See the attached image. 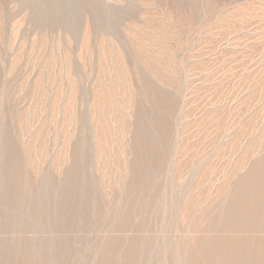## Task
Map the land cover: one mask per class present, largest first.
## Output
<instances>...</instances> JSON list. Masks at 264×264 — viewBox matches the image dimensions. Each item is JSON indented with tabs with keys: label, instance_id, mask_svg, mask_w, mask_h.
<instances>
[{
	"label": "rangeland",
	"instance_id": "rangeland-1",
	"mask_svg": "<svg viewBox=\"0 0 264 264\" xmlns=\"http://www.w3.org/2000/svg\"><path fill=\"white\" fill-rule=\"evenodd\" d=\"M92 1L0 0V262L209 264L214 241H263L234 219L264 205V0Z\"/></svg>",
	"mask_w": 264,
	"mask_h": 264
},
{
	"label": "bare ground",
	"instance_id": "bare-ground-1",
	"mask_svg": "<svg viewBox=\"0 0 264 264\" xmlns=\"http://www.w3.org/2000/svg\"><path fill=\"white\" fill-rule=\"evenodd\" d=\"M51 1V0H50ZM92 2H94V0L92 1ZM52 3H53V1H52ZM58 3H60V2H58ZM89 3H91V2H89ZM51 4V3H50ZM56 5V4H55ZM92 5V4H91ZM50 7V6H49ZM50 9V8H49ZM49 11V10H48ZM48 11H46V12H48ZM99 11H101L100 9H99ZM51 12V11H50ZM34 13H35V11H34ZM36 14V13H35ZM39 15H41V14H39ZM48 15V14H47ZM100 15V14H99ZM102 15V14H101ZM100 15V16H101ZM105 15V14H104ZM35 16H37V14L35 15ZM55 16V15H54ZM102 18H103V16H102ZM45 19H47V18H45ZM94 19V18H93ZM106 19V18H105ZM36 20H37V18H36ZM40 20H42V19H40ZM108 20V19H107ZM106 20V21H107ZM93 21V20H92ZM53 23H55V22H53ZM40 24V23H39ZM48 25V24H47ZM106 27V26H105ZM101 28V27H100ZM147 80V79H146ZM141 82V81H140ZM150 83V82H149ZM145 84V83H144ZM141 86V85H140ZM147 87V86H146ZM160 94V93H159ZM159 98V97H158ZM165 98V97H164ZM169 99V98H168ZM171 99V98H170ZM159 101V100H158ZM160 103V102H159ZM159 103H158V105H159ZM167 105V104H166ZM115 107V106H114ZM149 109V108H148ZM113 110H114V108H113ZM159 111V110H158ZM162 115V114H161ZM156 116H158V115H156ZM155 116V117H156ZM154 117V118H155ZM159 117V116H158ZM142 119V118H141ZM162 119H163V116H162ZM152 120H154L153 118H152ZM163 122V121H162ZM164 122H165V120H164ZM121 123V122H120ZM137 123V122H136ZM150 123V122H149ZM138 124H139V122H138ZM161 124V123H160ZM164 124V123H163ZM137 125V124H136ZM168 125V124H167ZM139 126V125H138ZM143 127V126H142ZM162 127V126H161ZM147 128V127H146ZM164 128V127H163ZM140 130V129H139ZM163 130V129H162ZM152 131H154V130H152ZM141 133V132H140ZM144 133V132H143ZM142 133V134H143ZM155 133V132H154ZM165 133V132H164ZM137 135V134H136ZM145 135H147V134H145ZM145 135H143V136H145ZM150 135V134H149ZM158 135V134H157ZM156 135V136H157ZM5 136V135H4ZM16 136H19V135H16ZM105 136V135H104ZM139 136V135H138ZM21 137H22V135H21ZM131 137V136H130ZM147 137V136H146ZM146 137H145V139H146ZM151 137V136H150ZM123 138V137H122ZM152 138V137H151ZM154 138V137H153ZM4 139V138H3ZM162 139H164V138H162ZM161 139V140H162ZM166 139V138H165ZM108 140V139H107ZM122 140H124V139H122ZM129 140V139H128ZM132 140V139H131ZM22 141V140H21ZM153 142H154V140H152ZM155 141H156V139H155ZM162 141H164V140H162ZM81 142V141H80ZM83 142H85V141H83ZM133 142V141H132ZM137 142H139V141H137ZM149 142H151V141H149ZM7 143V142H6ZM22 143V142H21ZM42 143V142H41ZM46 143V142H45ZM156 143V142H155ZM1 144V143H0ZM44 144V143H43ZM133 144V143H132ZM147 144H148V142H147ZM153 144V143H152ZM123 145V144H122ZM139 145H140V143H139ZM25 146V145H24ZM75 146V145H74ZM168 146V145H167ZM83 147V146H82ZM89 147V146H88ZM129 147V146H128ZM23 149V148H22ZM128 149V148H127ZM145 149V148H144ZM162 149V148H161ZM6 150V149H5ZM131 150V149H130ZM2 152V151H1ZM22 152V151H21ZM148 152V151H147ZM3 153V152H2ZM25 153V152H24ZM81 153V152H80ZM12 154V153H11ZM84 154V153H83ZM136 154V153H135ZM4 155V154H3ZM92 155V154H91ZM161 155H163V154H161ZM13 156V155H12ZM25 156V155H24ZM27 156V155H26ZM148 156V155H147ZM2 157V156H1ZM0 157V158H1ZM153 157V156H152ZM151 157V158H152ZM23 158V157H22ZM24 159V158H23ZM163 159V158H162ZM13 161L15 162V164H16V168L18 169V163L17 162H19V161H17V158L16 157H14V159H13ZM203 161V160H202ZM205 161H207V160H205ZM146 162V161H145ZM162 162H164V161H162ZM200 162V161H199ZM10 163V162H9ZM130 163V162H129ZM136 163V162H135ZM190 163V162H189ZM27 164V163H26ZM132 164V163H131ZM142 164V163H141ZM206 164V163H205ZM126 165V164H125ZM190 165V164H189ZM196 165V164H195ZM203 165H204V163H203ZM259 165V164H258ZM263 165V164H262ZM15 166V165H14ZM198 167H199V165H197ZM81 167V166H80ZM139 167V166H138ZM257 167V166H256ZM14 168V167H13ZM24 168V167H23ZM161 168V167H160ZM159 168V169H160ZM140 169V168H139ZM153 169V168H152ZM259 169V168H258ZM26 170V169H25ZM79 170V169H78ZM126 170H127V168H126ZM210 170V169H209ZM10 171V170H9ZM90 171V170H89ZM158 171V170H157ZM193 171H194V169H193ZM202 171V170H201ZM263 171V170H262ZM1 172V171H0ZM13 172V171H12ZM12 172L10 173V175L12 174ZM83 172V171H82ZM81 172V173H82ZM188 172V171H187ZM25 173H26V171H25ZM153 173V172H152ZM196 173V172H195ZM194 173V174H195ZM251 173V172H250ZM28 174V173H27ZM86 174V173H85ZM129 174V173H128ZM136 174H137V176H139L138 174H139V171L137 170V172H136ZM143 174V173H142ZM257 174H259V173H257ZM13 175V174H12ZM20 174H19V172H18V170L17 171H15V173H14V181H13V191L15 192V193H18L19 191H20V189H22L21 188V182L20 181H23V180H20L19 181V179H20V176H19ZM155 176V175H154ZM202 176V175H201ZM206 176V175H205ZM262 176H263V174H262ZM34 177H35V175H34ZM73 177V176H72ZM160 177V176H159ZM196 177V176H195ZM199 177V176H198ZM250 177V176H249ZM49 178V177H48ZM50 178H52V177H50ZM133 178V177H132ZM137 178V177H136ZM156 178V177H155ZM252 178V177H251ZM260 178V177H259ZM9 179H11L10 177H9ZM9 179H8V182H10L9 181ZM31 179V178H30ZM42 179H44V178H42ZM71 179V178H70ZM197 179V178H196ZM200 179H201V177H200ZM264 179V178H263ZM3 180V179H2ZM28 180V179H27ZM41 180V179H40ZM48 180V179H47ZM65 180V179H64ZM142 180V179H141ZM144 180V179H143ZM157 180H159V179H157ZM206 180V179H205ZM4 181V180H3ZM32 181V180H31ZM42 181V180H41ZM66 181H68V180H66ZM75 181V180H74ZM91 181V180H90ZM198 181V180H197ZM206 181H208V179L206 180ZM29 182V181H28ZM47 182V181H46ZM63 182V181H62ZM80 182H82V181H80ZM155 182H156V180H155ZM161 182V181H160ZM204 182V181H203ZM202 182V183H203ZM33 183H35V182H33ZM43 183H44V181H43ZM60 183V182H59ZM135 183V182H134ZM140 183V182H139ZM152 183V182H151ZM192 183V182H191ZM207 183V182H206ZM262 183V182H261ZM10 184V183H9ZM9 184H8V186H9ZM37 184V183H36ZM35 184V185H36ZM41 184V183H40ZM46 184V183H45ZM44 184V185H45ZM76 183H74V184H71V183H69L68 185H67V187H68V190L70 189V186L72 187V186H74ZM142 184V183H141ZM199 184V183H198ZM44 185H42V186H44ZM128 185V184H127ZM195 185V184H194ZM243 185V184H242ZM248 185V184H247ZM11 186V185H10ZM10 186H9V188H10ZM24 186V185H23ZM76 186H77V184H76ZM143 186V185H142ZM197 186V185H196ZM195 186V187H196ZM260 186H261V184H260ZM1 187V186H0ZM7 187V186H6ZM36 187V186H35ZM45 187V186H44ZM47 187V186H46ZM83 187H85L84 185H83ZM152 187V186H151ZM189 187V186H188ZM237 187V186H236ZM26 188V187H25ZM24 188V189H25ZM28 188V187H27ZM130 188V187H129ZM154 188V187H153ZM191 188V187H190ZM38 189V188H37ZM56 189V188H55ZM131 189V188H130ZM194 189V188H193ZM192 189V190H193ZM242 189V188H241ZM252 189H254V188H252ZM260 189V188H259ZM263 189V188H262ZM261 189V190H262ZM2 190V189H1ZM29 190V189H28ZM42 190V189H41ZM45 190V189H44ZM74 190V189H73ZM72 189L70 190V191H73ZM121 190V189H120ZM140 190H141V188H140ZM164 190V189H163ZM173 190V189H172ZM196 190V189H195ZM260 190V191H261ZM11 191V190H10ZM43 191V190H42ZM57 191V190H56ZM55 191V192H56ZM75 191H76V189H75ZM93 191V190H92ZM127 191V190H126ZM144 191V190H143ZM194 191V190H193ZM248 191V190H247ZM247 191H246V194H248L247 193ZM255 191H257V189L255 190ZM21 192V191H20ZM25 192H27V190L25 191ZM155 192V191H154ZM245 192V191H244ZM28 193V192H27ZM45 193H46V190H45ZM72 193V192H71ZM73 193H74V191H73ZM84 193V192H83ZM123 193H125V191L123 192ZM141 193V192H140ZM157 193H158V191H157ZM174 193H175V191H174ZM250 193V192H249ZM40 194V193H39ZM56 194V193H55ZM130 194V193H129ZM132 194V193H131ZM235 194V193H234ZM241 194V193H240ZM251 194H253L252 192H251ZM256 194V193H255ZM12 195V194H11ZM49 195V194H48ZM75 195V194H74ZM38 196V195H37ZM138 196V195H137ZM152 196V195H151ZM150 196V197H151ZM202 196V195H201ZM205 196V195H204ZM244 196H246L245 194H244ZM250 196V198L247 196V201L245 202V203H237L238 205L236 206L237 208H235L236 210H238V211H236V213L238 214V216L239 217H236V219H234L232 216L230 217L231 218V220L233 221V219H234V221H235V224H237V221L238 220H241L242 219V221H238L239 223H241L240 224V226L242 225V224H245L246 222H244V221H247L246 220V218H247V216L248 215H250V218H249V216H248V221H247V223H249V224H251L252 222H254V225L255 226H258L259 225V223L261 222V220H264V205H260L257 201H259V199L257 198L258 196L256 195V198L258 199H256L257 201H255L254 199L252 200L251 198V195H249ZM261 196H263V195H261ZM49 197V196H48ZM124 197V196H123ZM129 197V196H128ZM146 197V196H145ZM148 197V196H147ZM160 197V196H159ZM171 197V196H170ZM187 197V196H186ZM192 197H194V195H192ZM223 198H224V196H222ZM227 197V196H226ZM253 197H255V196H253ZM4 198V197H3ZM13 198V197H12ZM11 198V199H12ZM16 198V197H15ZM22 198V197H21ZM30 198V197H29ZM31 198H33V197H31ZM155 198V197H154ZM245 198V197H244ZM23 199V198H22ZM46 199V198H45ZM172 199V198H171ZM195 199V198H194ZM193 199V200H194ZM226 199H228V198H226ZM19 200H21V199H19ZM44 200V199H43ZM61 200V199H60ZM59 200V201H60ZM68 200V199H67ZM135 200V199H134ZM225 200V199H224ZM30 201V200H29ZM38 201V200H37ZM42 201V200H41ZM123 201V200H122ZM146 201V200H145ZM144 201V202H145ZM196 201H197V199H196ZM253 201H255V203L253 202ZM12 202H13V199H12ZM49 202V201H48ZM48 202H47V205H48ZM53 202H54V199H53ZM73 202V201H72ZM151 202V201H150ZM166 202H168V201H166ZM165 202V203H166ZM171 202V201H170ZM173 202V201H172ZM190 202H192V201H190ZM195 202V201H194ZM224 202V201H223ZM231 202V201H230ZM262 202V201H261ZM21 203H24V202H21ZM41 204H42V202H40ZM103 203V202H102ZM138 203V202H137ZM140 203V202H139ZM164 203V202H163ZM39 204V203H38ZM41 204H39L40 205V207H41ZM63 204V203H62ZM71 204V203H70ZM93 204V203H92ZM126 204H128V203H126ZM145 204V203H144ZM195 204V203H194ZM202 204V203H201ZM205 204V203H204ZM18 205V204H17ZM29 205V204H28ZM27 205V206H28ZM94 205V204H93ZM121 205H122V203H121ZM167 205V204H166ZM173 205V204H172ZM211 205H213V204H211ZM211 205H209V206H211ZM7 206H8V204H7ZM36 206V204L34 205V207ZM140 206V205H139ZM138 206V207H139ZM157 206V205H156ZM174 206V205H173ZM172 206V207H173ZM220 206V205H219ZM22 207V206H21ZM38 207V206H37ZM39 207V208H40ZM93 207V206H92ZM141 207V206H140ZM158 207V206H157ZM164 207H165V205H164ZM167 207V206H166ZM199 207H200V204H199ZM205 207V206H204ZM214 207V206H213ZM29 208V207H28ZM147 208V207H146ZM156 208V207H155ZM170 208H171V206H170ZM193 208V207H192ZM197 208V207H196ZM1 209V208H0ZM5 209V208H4ZM10 209H11V207H10ZM35 209H36V207H35ZM119 209V208H118ZM124 209V208H123ZM142 209V208H141ZM148 209V208H147ZM159 209H160V207H159ZM165 209V208H164ZM168 209V208H167ZM174 209H175V207H174ZM202 209V208H201ZM232 209V208H231ZM55 210V209H54ZM53 210V211H54ZM129 210V209H128ZM143 210V209H142ZM160 210H162V209H160ZM11 211V210H10ZM19 211V210H18ZM16 212L17 214L20 212V211H22V209L19 211V212ZM27 211H29V210H27ZM37 211H38V213H40L39 211V209H37ZM36 210H35V212H37ZM48 211V210H47ZM80 211V210H79ZM93 211V210H92ZM151 211V210H150ZM153 211V210H152ZM173 211H175V210H173ZM189 211V210H188ZM206 211V210H205ZM30 212V211H29ZM29 212H28V214H29ZM69 212V211H68ZM161 212V211H160ZM166 212V211H165ZM178 212V211H177ZM201 212V211H200ZM199 212V213H200ZM206 212H208V211H206ZM223 212V211H222ZM230 212V214H233V209H232V213H231V211H229ZM12 213V212H11ZM11 213H10V215H11ZM30 213H34V212H30ZM38 213H37V215H38ZM48 213V212H47ZM46 213V214H47ZM114 213V212H113ZM172 213V212H171ZM182 213H183V211H182ZM8 214V213H7ZM6 214V215H7ZM17 214H16V216H17ZM41 214V213H40ZM53 214V213H52ZM128 214V213H127ZM153 214V213H152ZM167 214V213H166ZM175 214H176V212H175ZM194 214V213H193ZM227 214V213H226ZM10 215H8L7 217H10ZM20 215V214H19ZM23 215V214H22ZM59 215V214H58ZM61 215V214H60ZM63 215V214H62ZM61 215V216H62ZM100 215V214H99ZM105 215V214H104ZM126 215V214H125ZM129 215V214H128ZM148 215V214H147ZM164 215V214H163ZM185 215V214H184ZM235 215V214H234ZM257 215H258V217H257ZM27 216H30V215H27ZM32 216V215H31ZM52 216V215H51ZM54 216V215H53ZM57 216V215H56ZM60 216V218H62V217H64V216H62L61 217ZM114 216V215H113ZM117 216V215H116ZM173 216V215H172ZM178 216V215H177ZM17 217H19V216H17ZM24 217H26V216H24ZM40 218H41V216H39ZM79 217V216H78ZM118 217V216H117ZM156 217V216H155ZM187 217V216H186ZM185 217V218H186ZM218 217V216H217ZM5 218H6V216H5ZM11 218V217H10ZM13 218V217H12ZM28 218H31V217H28ZM105 218V217H104ZM103 218V219H104ZM107 218V217H106ZM109 218V217H108ZM124 218V217H123ZM170 218H172V217H170ZM184 218V219H185ZM199 218H200V216H199ZM229 218V217H228ZM233 218V219H232ZM238 218V219H237ZM1 219V218H0ZM8 219V218H7ZM13 219H15V217L13 218ZM16 219H18V218H16ZM49 219V218H48ZM138 220L140 219V218H137ZM181 219V218H180ZM207 219V218H206ZM29 220V219H28ZM34 220V219H33ZM39 220V219H38ZM65 220V219H64ZM73 220V219H72ZM169 220H171V219H169ZM230 220V221H231ZM14 221H16V220H14ZM21 221V220H20ZM40 221V220H39ZM67 221V220H66ZM100 221V220H99ZM106 221V220H105ZM123 221V220H122ZM143 221H144V219H143ZM191 221H193V220H191ZM191 221H188V223L189 222H191ZM203 221V220H202ZM233 221V222H234ZM17 222V221H16ZM24 222V221H23ZM22 222V223H23ZM29 222H31V221H29ZM46 222V221H45ZM64 222V221H63ZM70 222V221H69ZM79 222V221H78ZM116 222V221H115ZM118 222V221H117ZM180 222V221H179ZM196 222V221H195ZM263 222V221H262ZM14 223V222H13ZM26 223V222H25ZM24 223V224H25ZM28 223V222H27ZM35 223V222H34ZM37 223V222H36ZM51 223V222H50ZM49 223V224H50ZM65 223V222H64ZM146 223H148V222H146ZM145 223V224H146ZM238 223V224H239ZM5 224V223H4ZM19 224H21V223H19ZM18 224V225H19ZM59 224H60V222H59ZM78 224V223H77ZM104 224V223H103ZM113 224V223H112ZM167 224H169V223H167ZM176 224H178V223H176ZM181 224H182V222H181ZM185 224V223H184ZM197 224H198V222H197ZM203 224V223H202ZM237 224V225H238ZM46 225V224H45ZM62 225V224H61ZM120 225H122L121 223H120ZM126 225V224H125ZM129 225V224H128ZM131 225V224H130ZM206 225V224H205ZM213 225V224H212ZM219 224H217V226H218ZM253 225V226H254ZM262 225V224H261ZM12 226V225H11ZM41 226V225H40ZM110 226V225H109ZM123 226H124V224H123ZM188 226H190V225H188ZM194 226V225H193ZM239 226V225H238ZM31 227V226H30ZM35 227L37 228V226L35 225ZM34 227V228H35ZM39 227V226H38ZM111 227V226H110ZM134 227V226H133ZM148 227V226H147ZM171 227V226H170ZM173 227V226H172ZM172 227H171V229H172ZM185 227H186V225H185ZM220 227V226H219ZM7 228H9V227H7ZM12 228H14V227H12ZM11 228V229H12ZM17 228V227H16ZM35 228V229H36ZM48 228H49V226H48ZM124 228V227H123ZM142 228H143V226H142ZM149 228V227H148ZM147 228V229H148ZM166 228V227H165ZM15 229V228H14ZM19 229V228H18ZM21 229V228H20ZM25 229V228H24ZM89 230H90V228H88ZM129 229H131V228H129ZM132 229H134V228H132ZM139 229V228H138ZM141 229V228H140ZM150 229V228H149ZM170 229V230H171ZM178 229V228H177ZM185 229V228H184ZM189 229V228H188ZM261 229V228H260ZM10 230V229H9ZM23 230V229H22ZM38 229H36V231H37ZM44 230V229H43ZM50 230V229H49ZM118 230H119V228H118ZM121 230H122V228H121ZM126 230V229H125ZM176 230V229H175ZM245 230V229H244ZM32 231V230H31ZM124 231V230H123ZM133 231V230H132ZM138 231V230H137ZM142 231V230H141ZM169 231V230H168ZM235 231V230H234ZM12 232V231H11ZM18 232V231H17ZM43 232V231H42ZM62 232V231H61ZM127 232H128V230H127ZM136 232V231H135ZM186 232V231H185ZM188 232V231H187ZM200 232V231H199ZM215 232H216V230H215ZM248 232V231H247ZM39 233V232H38ZM189 233V232H188ZM12 234H13V232H12ZM11 234V235H12ZM20 234V233H19ZM29 234V233H28ZM33 234V233H32ZM37 233H35V234H33V235H36ZM168 234V233H167ZM213 234V233H212ZM230 234V233H229ZM245 234V233H244ZM10 235V234H9ZM21 235V234H20ZM19 235V236H20ZM190 235V234H189ZM237 235V234H236ZM261 234H259L258 236H260ZM183 235H181V237H182ZM213 236V235H212ZM225 236V235H224ZM8 237V236H7ZM12 237V236H11ZM65 237V236H64ZM144 237V236H143ZM165 237V236H164ZM261 237V236H260ZM34 238V237H33ZM63 238V237H62ZM126 238V237H125ZM137 238V237H136ZM158 238V237H157ZM230 238V237H229ZM18 239H19V237H18ZM52 239V238H51ZM58 239V238H57ZM116 239V238H115ZM120 239H121V237H120ZM119 239V240H120ZM184 239V238H183ZM209 239H210V237H209ZM246 239V238H245ZM38 240V239H37ZM46 240V239H45ZM136 240V239H135ZM166 240V239H165ZM206 240V239H205ZM10 241H12V240H10ZM34 241H35V239H34ZM61 241V240H60ZM157 241V240H156ZM159 241V240H158ZM162 241H164V240H162ZM161 241V242H162ZM167 241V240H166ZM169 241V240H168ZM192 241V240H191ZM14 242V241H13ZM62 242H63V240H62ZM115 242V241H114ZM118 242V241H117ZM145 242V241H144ZM148 242V241H147ZM181 242V241H180ZM193 242V241H192ZM231 241H229V240H220V241H218V242H216V241H214L213 242V245H215L214 246V249H212L210 252H214V253H218V255H217V259L215 258H213V260L215 261H213L212 260V258H211V256H209L210 258L208 259V261H209V264L211 263H213V264H264V240L263 241H261L260 239H258V237L256 238H254V239H248L247 240V242H246V244L247 245H245V246H243V247H238V246H240V245H238L237 247L236 246H234V244L232 245V243H230ZM22 243V242H21ZM24 243V242H23ZM34 243V242H33ZM152 243V242H151ZM166 243V242H165ZM212 244V242H209V243H207L205 246H204V248L205 249H207L210 245L209 244ZM41 244V243H40ZM155 244V243H154ZM172 244V243H171ZM239 244V243H238ZM25 245V244H24ZM31 245H33V244H31ZM68 245V244H67ZM212 245V246H213ZM186 246H187V244H186ZM15 247V246H14ZM31 247V246H30ZM40 247V246H39ZM47 247H48V245H47ZM65 247V246H64ZM112 247V246H111ZM167 247V246H166ZM170 247V246H169ZM2 248V247H1ZM4 248V247H3ZM6 248V247H5ZM4 248V249H5ZM17 248V247H16ZM27 248V247H26ZM25 248V249H26ZM46 248V247H45ZM114 248V247H113ZM132 248V247H131ZM151 248V247H150ZM9 249V248H8ZM15 249V248H14ZM33 249V248H32ZM31 249V250H32ZM41 250H42V248H40ZM143 249V248H142ZM166 249V248H165ZM179 249V248H178ZM186 249V248H185ZM203 249V248H202ZM222 249V250H221ZM239 249V250H238ZM51 250V249H50ZM184 250V249H183ZM236 250H238V252H239V255H237L236 253ZM38 251V250H37ZM45 251H47V250H45ZM179 251V250H178ZM186 251V250H185ZM235 251V253H233ZM28 252V251H27ZM27 252H23L24 253V255L22 256V260H20L23 264H33L34 262H33V258H35V256H34V251H33V254L32 253H27ZM131 252V251H130ZM129 252V253H130ZM133 252V251H132ZM140 252V251H139ZM142 252V251H141ZM144 252V251H143ZM168 252V251H167ZM171 252V251H170ZM175 252V251H174ZM174 252H173V255H174ZM229 252H231L230 254H229ZM49 253V252H48ZM69 253V252H68ZM115 253V252H114ZM180 253V252H179ZM214 253H212V254H214ZM228 253V255L226 256V254ZM232 253H233V255H232ZM63 254V253H62ZM123 254V253H122ZM131 254V253H130ZM149 254V253H148ZM182 254V253H181ZM211 254V253H210ZM211 254V255H212ZM14 255H16V254H14ZM64 255V254H63ZM112 255V254H111ZM129 255V254H128ZM132 255V254H131ZM140 255V254H139ZM237 255V256H236ZM1 257H2V255H0ZM9 256V255H8ZM40 256V255H39ZM130 256V255H129ZM181 256V255H180ZM7 257V256H6ZM13 257V256H12ZM52 257V256H51ZM138 257V256H137ZM147 257V256H146ZM184 257H185V255H184ZM214 257V256H213ZM10 258H11V256H10ZM9 258V259H10ZM16 258V257H15ZM129 258V257H128ZM136 258V257H135ZM2 259V258H1ZM111 259V258H110ZM133 259V258H132ZM39 260V259H38ZM103 260V259H102ZM105 260V259H104ZM129 260V259H128ZM192 260H194L193 259V257H192ZM191 260V262H195V264H198V263H196V261L198 262V260H196V261H192ZM13 261V260H12ZM16 261V260H15ZM53 261H55V260H53ZM64 261V260H63ZM132 261V260H131ZM138 261H140V260H138ZM175 261V260H174ZM184 261V260H183ZM187 261V260H186ZM186 261H185V263H186ZM39 262V261H38ZM113 262V261H112ZM119 262H120V259H119ZM118 262V263H119ZM134 262V261H133ZM50 263V262H49ZM52 263V262H51ZM104 263V262H103ZM117 263V262H116ZM190 263V262H189ZM200 263V262H199ZM206 263V262H205ZM0 264H11V259H10V261L9 260H1V262H0ZM108 264V263H107ZM111 264V263H110ZM193 264V263H192ZM207 264V263H206Z\"/></svg>",
	"mask_w": 264,
	"mask_h": 264
}]
</instances>
